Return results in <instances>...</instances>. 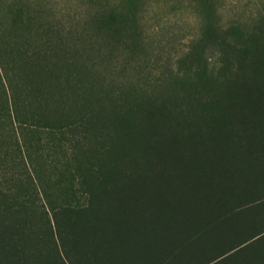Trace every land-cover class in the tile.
Listing matches in <instances>:
<instances>
[{
  "label": "trees",
  "instance_id": "1",
  "mask_svg": "<svg viewBox=\"0 0 264 264\" xmlns=\"http://www.w3.org/2000/svg\"><path fill=\"white\" fill-rule=\"evenodd\" d=\"M42 1L0 0V264H264V13L154 73L141 0Z\"/></svg>",
  "mask_w": 264,
  "mask_h": 264
},
{
  "label": "rangeland",
  "instance_id": "2",
  "mask_svg": "<svg viewBox=\"0 0 264 264\" xmlns=\"http://www.w3.org/2000/svg\"><path fill=\"white\" fill-rule=\"evenodd\" d=\"M136 3H140L135 14L138 30L133 34L139 43L136 51L142 59L146 57L142 64L154 73L186 49L201 29L204 17L225 25L232 21L246 22L264 13V0H141ZM41 4L45 11L54 13L52 16L64 24L66 31L73 30L71 33L62 30L71 42L82 32L85 16L100 5L122 6L130 13L134 11L135 0H43ZM17 91H22V86Z\"/></svg>",
  "mask_w": 264,
  "mask_h": 264
}]
</instances>
